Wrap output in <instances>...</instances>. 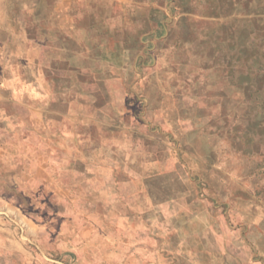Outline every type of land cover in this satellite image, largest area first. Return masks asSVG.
<instances>
[{
  "label": "rangeland",
  "instance_id": "374dc122",
  "mask_svg": "<svg viewBox=\"0 0 264 264\" xmlns=\"http://www.w3.org/2000/svg\"><path fill=\"white\" fill-rule=\"evenodd\" d=\"M61 3L0 0V95L38 101L23 133L36 124L55 182L78 195L62 211L41 198L36 207L24 199L21 210L15 196L0 195V264H264V115L253 116L264 106V0L150 3L162 7L159 32L139 17L145 34L132 37L142 40L134 50L103 43L83 58L75 45L70 74L50 68L55 82L47 73L44 85L31 17ZM195 8L212 16L198 19L192 38L189 20L176 23ZM235 71L231 85L249 90L247 118L223 81Z\"/></svg>",
  "mask_w": 264,
  "mask_h": 264
},
{
  "label": "crops",
  "instance_id": "0c3cea01",
  "mask_svg": "<svg viewBox=\"0 0 264 264\" xmlns=\"http://www.w3.org/2000/svg\"><path fill=\"white\" fill-rule=\"evenodd\" d=\"M61 1L62 3L57 7L58 11L54 10L53 5L52 10L47 13H35L31 17L33 21L29 28L31 42L40 50V57L34 62L38 74L36 79L41 78L40 82H43V84L50 81L49 77L46 76L47 73L51 74L53 72L50 68L62 67V72L66 71L67 76L70 74V53L75 45L77 46L76 53L83 58L87 56V51L96 52L101 50L103 43L107 45L111 43L110 48L116 52L121 50L130 51L135 49L136 44L142 42V40L140 42L139 39L135 41L132 38L135 33L137 35L145 34V31L138 30L141 27V24L136 22L139 17H143L142 26L147 27L148 30L153 28L158 29L159 32L163 27L160 22L161 19H159L162 17V7L160 5L150 7V3L159 2V0ZM186 1L196 4L199 2L214 3L215 0ZM66 2L72 4V10L66 7ZM162 2L166 3L167 0H162ZM138 4H147V10L145 9L143 14L134 12V6ZM101 6L106 7V10L100 8ZM67 8L69 11L65 12ZM204 11V15H201L197 8L194 11L191 9L188 16L190 18H179L176 27H185V22L189 20L190 23H187L186 27L191 28V32H189L191 37L198 36V19L203 17L204 21H207L212 16L208 11ZM66 19H70V22L68 23ZM109 20L111 23L114 21V27L113 23L112 25L110 23L109 26ZM148 24L150 27H148ZM120 30L121 36L125 35L126 38L120 37ZM71 33L76 35L75 41L70 38ZM179 33L182 34L183 31H179ZM188 34L184 32L182 35ZM108 35L112 38L107 40L105 36ZM113 35H116V37H113ZM190 43L192 44L194 41H190ZM195 43L198 47L197 37ZM81 52L84 53L81 54ZM259 63L264 66V61ZM51 75L52 81L55 82L53 73ZM233 75L230 73L227 76L228 78L224 77L223 79L226 85L229 84L226 89L228 100L230 105L233 103L236 107H240V117L247 118L250 115L242 113V107L246 103L244 102V94L248 93L249 90L247 88L246 92L244 86L238 84L237 79L235 81L233 79L234 82L232 81L233 85H231V78L240 77L241 72L235 71ZM263 76L262 79H264ZM3 82H7V80L5 75L0 72V84L2 85ZM29 82H33V79H30ZM60 83H64V80H60ZM262 83V87L257 88L259 94H264V81ZM49 89V87L44 86V89L41 87V91L51 93ZM254 89L251 88V91L255 92ZM64 91L62 90V93ZM53 94L50 96L51 99L55 96V93ZM37 102L34 106L31 104L25 105L20 102V95L17 93L14 95L11 93L7 96L0 95V180L4 181L3 187L0 188V195L15 196L13 199L18 203V209H21L20 204L26 201L24 199H27V202L32 206L37 204V200L41 198L43 200L41 202L46 206H50L52 210L62 211L65 209L64 204H68L72 200L70 198L78 195V193L69 185L55 182L56 173L48 156L49 153L47 152L46 156L43 154L45 153L44 148H41V144L36 142V136L32 133L36 128V124H30V129H25L28 134L23 133L24 123L22 124V117L38 113L40 106ZM262 108L258 109L257 112L254 111L253 116H263L264 106ZM260 125L258 146L264 147V118L261 119ZM39 153H42L41 159H38ZM2 168L4 169L2 170ZM65 196L67 197L65 198Z\"/></svg>",
  "mask_w": 264,
  "mask_h": 264
}]
</instances>
